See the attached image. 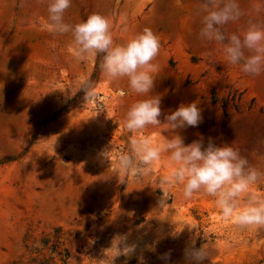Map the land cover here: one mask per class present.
<instances>
[{"label": "rangeland", "instance_id": "1", "mask_svg": "<svg viewBox=\"0 0 264 264\" xmlns=\"http://www.w3.org/2000/svg\"><path fill=\"white\" fill-rule=\"evenodd\" d=\"M200 4L72 0L65 21L100 13L111 21L114 43L151 28L160 40L152 93L161 97V122L178 104L196 101L202 121L177 130L184 143H231L264 171V72L243 74L224 61L220 45L197 38ZM239 5L241 17L222 31L264 25V0ZM46 15V0H0V264H110L112 257V264H186L193 239L208 248L203 264H264V225H237L203 194L183 199L162 183L165 158L146 175H110L129 149L124 114L140 97L126 79L102 72L94 95L60 114L95 57L77 62L70 35L49 32ZM165 127L131 135L158 142ZM160 191L169 193L163 205ZM253 191L264 196V177ZM120 236V247H132L127 254L118 255Z\"/></svg>", "mask_w": 264, "mask_h": 264}, {"label": "clouds", "instance_id": "2", "mask_svg": "<svg viewBox=\"0 0 264 264\" xmlns=\"http://www.w3.org/2000/svg\"><path fill=\"white\" fill-rule=\"evenodd\" d=\"M71 3L72 0H46V29L70 35L69 50L77 62L103 54L101 69L105 78L126 79L129 91L140 97L124 114L122 126L130 134L129 149L116 157L110 175H146L153 164L165 158L170 171L162 183L178 188L183 199L203 194L213 198L222 216L234 219L237 225H264V196L253 191L264 171L250 164L231 143L217 144L212 138L205 143L201 137L185 144L178 134V129L196 127L202 121L198 102L180 103L163 122L159 119L161 97L152 93L155 79L152 61L160 48L158 35L145 27L126 42L114 43L111 21L100 13H91L74 24L67 23L65 12ZM200 12L198 39L220 45L224 61L237 66L243 74L257 76L264 72V25L249 22L239 33L222 31L224 25L241 17L239 0H201ZM91 89L89 82H82L80 90L85 97L94 95ZM161 125H166L162 131L168 135H162L158 142L148 136L131 135ZM109 151L104 150L102 158L108 160ZM168 195L167 191L161 192L158 205L166 203ZM123 240L122 236L117 240L118 255L132 251L131 246L120 247ZM184 256L186 264H203L209 259V252L203 244L196 247L193 239ZM168 257L169 253H164L160 258L167 262Z\"/></svg>", "mask_w": 264, "mask_h": 264}, {"label": "trees", "instance_id": "3", "mask_svg": "<svg viewBox=\"0 0 264 264\" xmlns=\"http://www.w3.org/2000/svg\"><path fill=\"white\" fill-rule=\"evenodd\" d=\"M102 55L103 54H98L95 56V61H94V67L93 70L86 80L89 82L92 86V89L96 86V84L99 81L100 74L103 72L101 69V63H102ZM91 89V90H92ZM85 98V95L82 90H78L75 95L68 101L64 106L59 110L60 114H65L69 111L74 110L78 104H80Z\"/></svg>", "mask_w": 264, "mask_h": 264}]
</instances>
